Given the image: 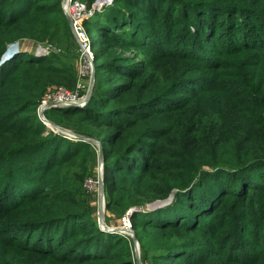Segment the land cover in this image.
I'll use <instances>...</instances> for the list:
<instances>
[{"label": "trees", "instance_id": "16d2710c", "mask_svg": "<svg viewBox=\"0 0 264 264\" xmlns=\"http://www.w3.org/2000/svg\"><path fill=\"white\" fill-rule=\"evenodd\" d=\"M125 1L132 6L114 4L115 13L105 17L110 23L94 24L97 57L109 56L101 64L102 76L115 79L100 86V102L84 109L63 107V116L87 123L78 126L61 117L59 124L101 128L111 195L107 209L117 208L114 201L141 207L176 190L170 204L133 216L141 239L145 228L178 239L157 264H264V7L256 0ZM61 4L0 0V59L9 43L43 37L52 25H64L70 33ZM153 27L168 34L164 42L155 38ZM128 46L143 58L130 61L115 54ZM161 58L183 64L166 81L156 77ZM51 62L18 54L0 64V134H10L0 138V264H27L23 258L29 252L55 262L133 264L128 246L124 254L119 249L125 237L87 223L88 213L79 211L83 204L67 195L60 181L58 169L89 150L90 143L40 134L47 124L35 113L38 101L66 72ZM75 81L72 77L73 86ZM217 102L222 106L216 108ZM171 111L183 113L163 124L153 116ZM232 111L248 121L214 122L217 116H233ZM256 127L263 130L253 138ZM161 137L169 148L163 150ZM49 189L56 192L45 194ZM248 233L254 240L245 247L240 238ZM143 262L156 263L146 253Z\"/></svg>", "mask_w": 264, "mask_h": 264}, {"label": "rangeland", "instance_id": "374dc122", "mask_svg": "<svg viewBox=\"0 0 264 264\" xmlns=\"http://www.w3.org/2000/svg\"><path fill=\"white\" fill-rule=\"evenodd\" d=\"M69 0L64 2L62 0V4L67 3ZM76 0H72V3H74ZM81 3L85 5L84 12L82 13L80 17V22L82 26L86 30V34L91 40V49L93 50L94 54L92 56H88V53H85V51L82 48V42H80V39L77 38L75 35L74 29H73V21H72V15L67 12L69 18L72 21V27H70V33H68V30L66 26L62 25L59 26L58 28H54V26H50L47 32V35H44L43 37H39L36 35H30L29 37H21L17 40H14L13 42L8 44L11 46L14 44V48H16L19 52H15L17 54L10 53V57L8 60L14 58L15 55H25V56H30L31 51H41L42 56L47 59H51L52 62L54 63L57 67H62L66 69V72L64 74L65 78L61 79L62 82L54 83L52 85H49L43 90L42 98L38 101V104L36 106L35 113L39 120L46 125V123L53 122L58 126H62L65 128H68L69 130L84 135L86 137L92 138L94 140L100 141L102 140V130L101 128L94 127L92 124H85V126H82L80 129H75L72 127H67L60 125L58 121L64 120L66 123L70 121V123H75L76 125H80L81 123H87L80 118H77L75 116H63L65 112H63V107L62 106H55V107H49L46 108L44 111L39 110L40 104L42 103L43 98L50 94L56 87H63L65 90H68L71 92L72 96L77 98V99H85V106L81 107L80 109H84L87 104L91 101L95 102H100L101 100L99 99L101 94L99 93L100 86L103 85V87L110 85L111 82L115 78L112 77V74H107L106 77L108 78L105 79L102 74H103V69L101 68V64L104 61H108L109 56L103 57V58H98L97 57V49H98V44L95 43V30L94 24H97L99 22H102L104 20L107 21L105 18L107 15H113L115 13L112 8V6L115 4L113 2H108L104 1L102 4H99V0H94L91 5H89L88 0H78ZM114 1V0H113ZM221 1H229V0H221ZM256 5L264 7V0H256ZM96 3V4H95ZM132 3L130 1H125V0H120L115 4V7L117 9L120 8H128L131 7ZM108 13H104V11L109 8ZM178 12L181 11V8L177 10ZM264 13V11L262 12ZM66 14V13H65ZM66 14V16H67ZM125 13L119 14L120 16H124ZM67 16V19H68ZM132 16V15H131ZM127 16H124L126 18ZM35 16H32L29 18V21L34 20ZM69 20V19H68ZM147 22L152 23L151 19H148ZM70 24V22H69ZM91 27V28H90ZM93 28V30H92ZM153 31H155V38L158 40H161L162 42L165 41V38L168 36V34L165 31H159L158 28L153 27L151 28ZM92 30V32H90ZM157 32V33H156ZM74 39V42H73ZM18 46V47H17ZM7 48V49H8ZM27 50H30V52ZM13 54V55H12ZM115 54L118 56H125L126 59L129 58L130 61L133 60H141L143 56L141 54H138V50L136 47H131L128 46L127 48H117L115 50ZM125 59V60H126ZM1 64V63H0ZM158 65V71H157V78H160L162 81H166L168 76L170 74L175 73V69L177 66H182V63L179 62H174L172 60H166V59H159L157 61ZM96 71V76L94 80V86H93V91L92 95L90 98H88V93L89 90L91 89V83H92V76H93V71ZM98 73V76H97ZM72 77H76V81L74 83V86L72 85L71 79ZM123 79L124 82H131L133 81V77H118ZM111 78V80H109ZM138 76L134 79V83L138 82L137 81ZM52 87V88H50ZM129 100L132 101V97L128 98ZM206 102L203 103L205 105ZM222 102H217L216 108L222 106ZM209 108V107H208ZM215 108V109H216ZM221 109V108H220ZM208 110V109H207ZM223 111V110H222ZM230 111L227 109V112ZM44 115H43V113ZM183 112H156L154 113L153 116L158 117L161 120V124L166 123L171 117L178 116L182 114ZM233 116L226 114L222 116V120L218 119V116L216 119H214V122L217 123H224L227 119H229L227 122L228 123H246L247 120H241L238 117V113L232 111ZM45 116V120H44ZM62 117V120H60ZM19 118L23 119V116H20ZM29 125V124H27ZM139 125V124H135ZM47 129L43 130L41 136H48L49 138L51 137V134L58 133V134H64V133H59L56 132V128H52L51 125L50 127L46 125ZM253 130V138L255 137L256 133H259L263 129L260 127H256L251 129ZM250 130V131H251ZM219 137L221 138L225 134L222 132H218ZM10 134L8 133H3L0 134V138H8ZM64 136H68L65 135ZM69 137V136H68ZM228 138H230L227 135ZM75 139L74 137H71V139ZM165 137H161L160 140H163ZM150 139L154 140V137H150ZM149 139V140H150ZM76 140H78L76 138ZM160 142V141H159ZM158 142V143H159ZM167 141H162V146L163 150L166 148H169L166 143ZM102 143V142H101ZM166 143V144H165ZM90 151L85 150L84 152H81V154L75 159L74 161H67L63 167L58 169L60 181L65 184V193L67 195L74 196L77 198L81 203L83 204V208H81L79 211L82 212L81 214L88 213L87 216L84 218L87 223L93 224V221L95 224H98L100 228L107 234H114V235H120L122 237H125V244L124 246H121L119 249H121V252L123 253V250L125 249V245L128 246V248L131 250L132 253V258H133V264H138L137 261V251H136V244H135V237L137 238L139 247H140V252H141V257H142V264L143 262V253H146V255L150 258L151 262H156L157 258L162 255L165 251V248H167L174 240L178 241L177 238H167L166 233L162 232H157L153 228H145L142 232V239L141 237L137 234V230L135 229V225L133 223V216L137 212H142V213H152L154 210L149 209L150 203L144 204L141 207L140 206H131V207H125L124 208V202H119V201H114V206L117 208L114 210H109L107 209L108 207V200L111 197V195L108 193L106 187H105V168H106V160H105V154H104V159L100 163V158H99V145L98 143H90ZM49 148H46L43 150L46 152ZM63 151L61 152L60 156H63ZM29 162V161H28ZM214 168H210V170H213ZM102 177V183H103V188H104V203L102 205V187L100 185ZM56 191L53 189H49L44 191L45 194L48 193H55ZM17 193V192H16ZM121 197V196H120ZM101 205L102 208L105 210V222L107 225L112 229L116 227H122L128 229V231H120V232H112L108 231L107 229L101 227V224L99 222V217H100V211H101ZM109 210V211H108ZM130 221L129 225H126L124 222ZM128 226V227H126ZM250 230H252L251 226L249 225ZM52 228V227H50ZM53 230H57L56 228H52ZM129 230H133L129 231ZM249 230V231H250ZM264 235V232L262 233V236ZM179 236V235H178ZM262 239H264L262 237ZM241 241H244L245 247H248V242L251 243V241L254 240L252 238V235L250 233L245 234L244 238H240ZM102 243L104 240L101 241ZM144 242V243H143ZM149 243L150 248L147 250L145 249L146 244ZM105 247L107 248V244H105ZM111 250V247H109ZM65 250V248H63ZM117 248H115L116 252ZM124 254V253H123ZM44 258V261L41 262V259ZM122 258V257H121ZM23 263L31 264H77V262H70L68 260H63L62 262H55V260L51 256L47 257H42L39 256L38 254H35L34 252H29L24 254L23 258ZM159 262H156L157 264Z\"/></svg>", "mask_w": 264, "mask_h": 264}, {"label": "built area", "instance_id": "2783aa9c", "mask_svg": "<svg viewBox=\"0 0 264 264\" xmlns=\"http://www.w3.org/2000/svg\"><path fill=\"white\" fill-rule=\"evenodd\" d=\"M62 6L64 9V12L66 13L69 12L72 15L73 29H74V32L77 38H79L80 42H82L83 50L85 51V53H88L87 54L88 56H92L94 52L91 49V40L87 36L86 30L82 26L79 20L82 13L84 12L85 5L78 0H76L74 3H72V0H69L67 3H64ZM35 56L37 57L42 56V52L40 51V54L35 55ZM85 104L86 102L84 98L77 99L72 96L70 91L65 90L63 87L59 86V87H56V89H54L50 94L46 95L43 98L42 103L40 104L39 110L44 111L46 108L55 107V106H62V107L75 106V107L81 108V107H84ZM124 223L126 225H129L130 221L125 220Z\"/></svg>", "mask_w": 264, "mask_h": 264}, {"label": "water", "instance_id": "95a60500", "mask_svg": "<svg viewBox=\"0 0 264 264\" xmlns=\"http://www.w3.org/2000/svg\"><path fill=\"white\" fill-rule=\"evenodd\" d=\"M67 0H64V2H66ZM96 4V3H95ZM66 13V12H65ZM67 14V13H66ZM68 16V14H67ZM68 19H69V22H70V25L72 27V21L71 19L69 18L68 16ZM14 44H12L11 46H9V48L7 49V51L3 54V56L1 57L0 59V62H5L6 60H8L9 56H10V51L13 50L14 48ZM95 76H96V71L94 70L93 71V76H92V83H91V89L89 90V93H88V98L91 97L92 95V91H93V86H94V80H95ZM74 105V104H72ZM43 113V112H42ZM44 115V113H43ZM45 116H44V120H45ZM53 125L51 126L52 128H56L57 131L56 132H59V133H64L65 135H68L69 137H74V138H77L78 140H83V141H86V142H89V143H98L99 145V158H100V163L102 162V160L104 159V149H103V145L100 141H97V140H94L92 138H89V137H86L84 135H81V134H78V133H75L71 130H69L68 128H65V127H62V126H58L56 125L55 123L53 122H50V125ZM50 125H48L50 127ZM100 185L102 187V205L104 203V188H103V183H102V177H101V181H100ZM175 192L176 190H173L172 193L169 195V197H167L166 199H159V200H156L154 202H151L150 205H149V209L150 210H155L157 208H160L162 206H165V205H168L172 202L173 198H174V195H175ZM102 205H101V211H100V217H99V222L101 224V227L107 229L108 231H112V232H120V231H123L125 228H122V227H116V228H110L107 223L105 222V210L102 208ZM128 231V229H125ZM124 230V231H125ZM129 231H132L133 230H129ZM135 244H136V251H137V261H138V264H142V257H141V252H140V247H139V244H138V241H137V238L135 237Z\"/></svg>", "mask_w": 264, "mask_h": 264}, {"label": "bare ground", "instance_id": "6f19581e", "mask_svg": "<svg viewBox=\"0 0 264 264\" xmlns=\"http://www.w3.org/2000/svg\"><path fill=\"white\" fill-rule=\"evenodd\" d=\"M104 1H108V2H110V3L113 2V0H99L98 3H99V4H102ZM17 47H18V46H17ZM17 51H18V50H17L16 48H13V50H11L10 53H13V54H14V53L17 52ZM28 51L30 52V50H27V52H28ZM17 53H19V52H17ZM17 53H15V54H17ZM13 54H12V55H13ZM30 54L39 55V54H40V51H38V50H37V51H34V52L31 51ZM1 63H2V62H1ZM46 124H47V125H50V123H46ZM51 125H52V124H51ZM51 125H50V126H51ZM125 229H126V228H125ZM125 229H124V230H125ZM124 230H123V231H124ZM125 231H127V230H125Z\"/></svg>", "mask_w": 264, "mask_h": 264}]
</instances>
